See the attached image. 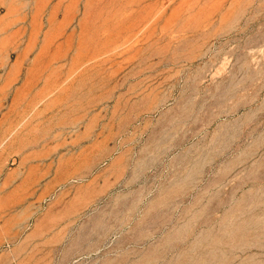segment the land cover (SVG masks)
<instances>
[{"label":"rangeland","instance_id":"obj_1","mask_svg":"<svg viewBox=\"0 0 264 264\" xmlns=\"http://www.w3.org/2000/svg\"><path fill=\"white\" fill-rule=\"evenodd\" d=\"M0 264H264V0H0Z\"/></svg>","mask_w":264,"mask_h":264}]
</instances>
